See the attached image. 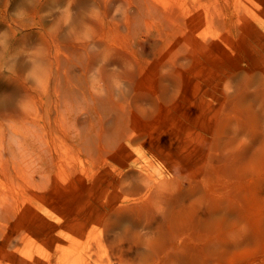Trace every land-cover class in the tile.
Segmentation results:
<instances>
[{
	"label": "rangeland",
	"instance_id": "1",
	"mask_svg": "<svg viewBox=\"0 0 264 264\" xmlns=\"http://www.w3.org/2000/svg\"><path fill=\"white\" fill-rule=\"evenodd\" d=\"M0 264H264V0H0Z\"/></svg>",
	"mask_w": 264,
	"mask_h": 264
}]
</instances>
